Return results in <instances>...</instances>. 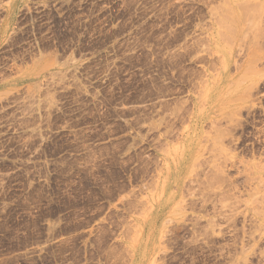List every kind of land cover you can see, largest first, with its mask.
Wrapping results in <instances>:
<instances>
[{
	"label": "rangeland",
	"instance_id": "obj_1",
	"mask_svg": "<svg viewBox=\"0 0 264 264\" xmlns=\"http://www.w3.org/2000/svg\"><path fill=\"white\" fill-rule=\"evenodd\" d=\"M0 264H264V0H0Z\"/></svg>",
	"mask_w": 264,
	"mask_h": 264
}]
</instances>
